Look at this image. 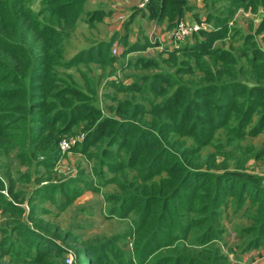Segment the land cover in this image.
<instances>
[{
  "label": "trees",
  "instance_id": "1",
  "mask_svg": "<svg viewBox=\"0 0 264 264\" xmlns=\"http://www.w3.org/2000/svg\"><path fill=\"white\" fill-rule=\"evenodd\" d=\"M228 1L233 8L245 5L248 9L256 3L264 8V0ZM86 2L40 0V5H35L34 0H0V139L9 135L7 131L12 124L25 120L29 134L22 136L20 146L23 149L29 146L32 151L19 153L23 160L40 148L49 163H57L62 157L56 151L59 135L92 122L90 115L99 114V109L82 112L85 103L63 106L74 100H67L64 96L66 90H62L61 73L64 72L61 69L76 65L77 60L64 61L63 45L81 22L95 25L112 13L111 10H88ZM190 10H194V6L187 0H149L146 9H135V15L126 26L133 22L136 14L141 13L159 27L166 22L165 29L170 31ZM194 15L196 18L199 16ZM229 19L230 16H223L215 21L213 30L194 32L181 48H165L171 61L178 62V53L183 55L182 66L178 69L180 73L201 72L202 77L217 81L216 84L205 82L191 89L181 83L171 96L161 102L147 96L148 104L128 102L122 108L117 106V116H107L97 124L93 122L85 126L88 131L80 148L82 154H87L91 146L103 140L107 128L116 126L115 133L123 135L124 139L115 141L118 149L111 154L120 160L107 161L108 165L111 170L123 171L124 174L127 173L123 170L125 168L136 170L132 184L116 176L110 180L118 182L127 195V203H123L118 212L121 217H126L134 209L141 210L139 221L134 226L138 235L135 245L137 260L132 264H211L202 253H210L211 248L206 247L221 239L222 230L217 228L216 218L221 208L229 204V196H233L239 206L248 202L257 207L255 219L259 224L242 231L244 236L252 234L253 237L240 246L241 252L246 253L264 244V178L251 172L254 168L250 164L252 160L264 162V84L248 86L237 80L238 74L232 65L235 61L233 54L213 48V41L227 35ZM262 23L260 30H264V19ZM198 34L203 37L193 44L191 39ZM245 40L253 46L256 44L251 33ZM111 44L102 41L94 49L81 52L82 63L114 66L117 58L109 54ZM149 44L136 43L130 49L145 50ZM259 54H263L262 51L253 48V55L247 61L248 67L257 70L262 79L264 64L258 62ZM192 59L196 65L194 68ZM187 64L190 66H185ZM174 85L176 82L170 74L159 73L154 75L151 87H158L155 94L159 96ZM135 88L140 90L141 87L136 84ZM66 117V124L58 126ZM255 117H258L257 121ZM222 133H225L227 144H214ZM247 136H263V148L257 150L251 145H243L242 140ZM209 146L216 147L217 151H209L204 157V150ZM227 146L231 148L224 150ZM124 148L130 151L125 158ZM220 158L224 160L219 161ZM0 170L2 211L37 221L35 206L27 209L16 201L23 198L15 190L14 183L18 180H14L8 166H0ZM163 171L168 176L154 178ZM139 179L141 183L136 185ZM59 188L46 184L39 191L47 194V191L55 192ZM4 190L16 200L9 199ZM80 195V191L71 193L67 203ZM159 205L162 209L158 212ZM14 228L25 240L27 249L35 247L48 255L60 249L57 239L51 240L42 230L23 222ZM186 244L194 248L200 245L203 252H195L190 246H184L180 252L175 251ZM94 250H79L77 253L79 257H89V264H98L104 254ZM25 257L18 256V259Z\"/></svg>",
  "mask_w": 264,
  "mask_h": 264
},
{
  "label": "rangeland",
  "instance_id": "2",
  "mask_svg": "<svg viewBox=\"0 0 264 264\" xmlns=\"http://www.w3.org/2000/svg\"><path fill=\"white\" fill-rule=\"evenodd\" d=\"M34 1L35 5H40V0ZM187 1L189 5L194 6V10L188 11L183 20L196 21L200 24L201 29L213 30L215 21L223 16H230L227 35L213 41L212 46L233 54L235 61L232 65L237 71V80L248 86L264 84V77L261 79L262 76L258 75L257 70L249 68L247 61V58L253 55V48H258L263 53L257 56L258 62L264 64V30H260L264 19L263 6L256 3L253 4L255 6L247 9L245 5L233 8L231 6L233 4L228 0ZM86 4L88 10L110 11L108 5H100V0H87ZM117 12L112 11L95 25L81 22L77 30L73 31L72 36H69L63 45L66 63L74 59L81 61L77 62L76 60V65H69L61 69L64 72L61 73L62 90H66L64 96L67 100H74L63 106L67 107L73 103L79 106L85 103L82 112L84 110H86L85 112L98 111L99 109V114L90 115L89 118L92 122L87 124L93 122L97 124L104 117L117 116V106L122 108L127 106L128 102L148 104L147 96L156 102H161L171 96L178 84L181 83L191 89L205 82L216 84L217 81L202 77L201 72L184 74L178 71L179 66H182L180 61L183 55L178 53L179 61H171L170 54L165 52V48L170 46L169 40L168 42L161 40L156 37L157 33L152 32L154 28H156L155 30L168 31L165 29L166 22L163 26L158 27L154 21L149 22L147 17L141 18V13H139L127 27L126 23L133 14L135 15V9L125 14L122 12L117 14ZM194 14L199 15L198 18ZM249 33L256 41L254 46L245 40ZM202 37L201 34L195 35L191 42L195 44ZM102 41L106 44L112 43L109 54L115 55L117 58L114 66H104L96 62L82 63L83 56L79 57L81 52L94 49L96 44ZM146 42H150V44L145 50L132 51L130 49L136 43L143 45ZM183 45L184 43L178 48ZM193 60L191 66L194 68L196 65ZM245 68L249 69L245 70ZM159 73L170 74L176 85L169 87L162 95L157 96L155 91L158 87L153 89L151 84L154 75ZM136 84L141 87L140 90H136ZM45 112L43 111V114ZM254 120L257 121L258 117H255ZM66 122L67 117L58 123V126H62ZM87 124L59 135L56 151L61 153L62 157L53 165L49 163V159L45 158L42 154L44 151L40 148H37L35 152V154L38 153V156L33 153L27 160L19 157V153L21 154L23 150H27L28 153L32 151L29 146L24 149L20 146L22 136L29 134V127L25 120L12 124L7 131V135H9L0 139V163L3 162V165L0 166L1 168L5 165L8 166L9 173L15 181L18 180L14 183L15 190L23 199L16 200L6 190L3 193L9 199L23 204L27 209L35 206V215L38 216L37 221L27 219L11 211H2L3 205H0V264H89L91 259L79 257L77 252L93 249L95 252L104 254L98 264L136 263L135 245L138 235L134 231V226L139 221L141 210L134 209L126 217H121L118 212L123 203H127V195L118 182L110 181L113 176H116L125 183H131L136 170L125 168L123 170L127 173L124 174L123 171L111 170L108 165L107 161L120 160L111 154L118 149V143L115 141L124 139L123 135L115 133L116 126L107 128L103 140L91 146L87 154H82L80 148L88 131L85 127ZM183 136L189 137V135ZM30 139L27 140V145ZM262 139L263 136H247L242 140V143L251 145L258 150L263 148L261 146ZM63 141L72 142L65 151L61 147ZM214 144H227L225 133H222L221 138L214 141ZM12 146L15 147L11 149ZM229 148L231 147L227 146L224 150H229ZM9 149L11 150L9 151ZM209 151L216 152L217 148L209 146L204 150V157L208 156L207 152ZM234 154H239V152H234ZM129 155L130 151L124 148L123 158ZM222 159L220 158L219 161ZM229 162L232 161L229 160ZM250 164L254 168L251 172L264 178V162L252 160ZM0 175L2 176V170H0ZM166 176L168 173L163 171L160 175H155L154 178L160 179V177ZM138 183H141L140 179L136 185ZM46 184H54L60 188L55 192L47 191V194H43L39 189ZM76 191H80L81 195L67 203L69 195ZM161 209L160 205L157 206L158 212ZM256 212V206L254 207L248 202L239 206L236 199L229 196V204L221 208V212L216 218V226L222 230L221 239L213 241L206 247L211 248V252L201 251L200 245L194 248L189 244L182 245L175 251L180 252L184 246L186 248L190 246L195 249L193 250L195 252H203L202 256L207 258L211 264H245L243 260L246 254L250 256L251 252L258 251L246 260L250 261L264 253V244L246 253H242L240 248L253 237L252 234L244 236L242 231L249 226H258L259 224L255 219ZM19 222L42 230L51 240L57 239L60 249L53 255H48L43 251L40 253L39 249L35 247L27 249L25 240L14 230ZM131 230L132 234H130ZM17 252L19 253L17 254ZM17 255H26L27 257L18 259ZM69 257L72 259L71 262L67 261Z\"/></svg>",
  "mask_w": 264,
  "mask_h": 264
},
{
  "label": "built area",
  "instance_id": "3",
  "mask_svg": "<svg viewBox=\"0 0 264 264\" xmlns=\"http://www.w3.org/2000/svg\"><path fill=\"white\" fill-rule=\"evenodd\" d=\"M149 0H139L137 7L139 9H144L148 4ZM201 29V26L196 21H188V20H181L178 24L170 30V48H178L179 45L185 43L187 39L194 33ZM114 51L116 52V48L114 47ZM72 143V142H70ZM69 142L63 141L61 142L62 150L65 151L69 145ZM68 262H71L72 259L69 257L67 258ZM254 264V263H250Z\"/></svg>",
  "mask_w": 264,
  "mask_h": 264
},
{
  "label": "crops",
  "instance_id": "4",
  "mask_svg": "<svg viewBox=\"0 0 264 264\" xmlns=\"http://www.w3.org/2000/svg\"><path fill=\"white\" fill-rule=\"evenodd\" d=\"M101 4L100 5H108L109 9L112 11H118L117 14H120L122 12V14L128 13L130 11H132V9H136L137 4L139 3V0H100ZM142 16V15H141ZM141 18H144L143 16ZM156 25V24H155ZM159 27V26H158ZM156 28H154V30H152V32L154 31L155 33H157V38L161 39V40H169V43L171 42L170 40V31H161L160 29L155 30ZM258 251H254L251 252V255H254V253H257ZM248 254H246V257L244 258V262L245 264H250V263H254V264H264V253L261 254L260 256H258L257 258L250 260V261H246L248 260Z\"/></svg>",
  "mask_w": 264,
  "mask_h": 264
}]
</instances>
